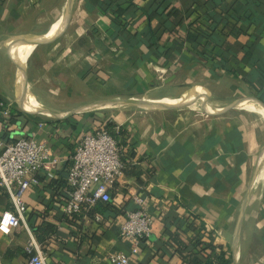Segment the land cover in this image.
<instances>
[{"label": "crops", "instance_id": "obj_1", "mask_svg": "<svg viewBox=\"0 0 264 264\" xmlns=\"http://www.w3.org/2000/svg\"><path fill=\"white\" fill-rule=\"evenodd\" d=\"M69 2L0 0V98L22 116L9 140L33 136L63 161L25 192L27 228L0 233V264H28L31 239L46 264H181L163 243L184 221L230 264H264V0H73L66 22ZM220 15L212 42L186 41ZM109 124L125 133L112 211L68 222L51 180L66 181L79 141ZM136 196L152 224L133 256L119 229ZM46 220L61 223L40 244Z\"/></svg>", "mask_w": 264, "mask_h": 264}, {"label": "built area", "instance_id": "obj_2", "mask_svg": "<svg viewBox=\"0 0 264 264\" xmlns=\"http://www.w3.org/2000/svg\"><path fill=\"white\" fill-rule=\"evenodd\" d=\"M0 107L1 116L8 119L11 116L9 107L3 102H0ZM62 163L61 159L54 157L47 144L38 143L33 136L0 140V188L8 193L13 207V211H6L0 217V233L9 235L21 224L26 226L25 192L39 184L38 175L42 170H47L48 176L53 177V170ZM65 163L70 191L62 212L67 217H79L96 203L110 201L114 184L124 169L121 147L105 128L83 136ZM134 203L137 209L126 214L119 229V236L130 243L133 256L149 238L152 224L142 199L136 196ZM95 221L99 223L101 218L95 216ZM27 252L30 254L28 264H46L44 254L33 239ZM109 261L111 264H131L130 257L125 254H111Z\"/></svg>", "mask_w": 264, "mask_h": 264}, {"label": "trees", "instance_id": "obj_3", "mask_svg": "<svg viewBox=\"0 0 264 264\" xmlns=\"http://www.w3.org/2000/svg\"><path fill=\"white\" fill-rule=\"evenodd\" d=\"M205 18L207 20H212V17L210 16H205ZM221 19L222 15H220L218 19L212 20L214 22V27L207 29L203 28L199 24L192 25L190 30L187 31V35L185 36L186 41H191L195 45L200 46L207 45L209 41L212 42V38L215 36L216 29L221 22ZM0 102H4L2 98H0ZM19 117L22 116H20V114H11L8 119H3V117L1 116L0 107V123L5 127L2 134L0 135V140L10 141L9 137L11 136L12 132L9 129L7 130V127L16 125ZM107 130L117 141L118 145H121L122 137L125 134L122 128H116L109 124ZM50 185H52L57 197L63 198L64 202L68 200V193L70 191V188L67 186L65 179H53L51 180ZM112 208L113 207L111 205V199L106 203L98 202L83 216L86 215L87 217L94 219L95 215L103 216L104 214L112 211ZM63 219H66L68 222H72L70 220H75L76 217L64 216ZM57 223H61L60 220H57ZM57 223L56 221L53 222L51 220H46L35 226L33 228V231L37 242L43 244L47 240H53V237L56 235L57 231ZM182 226L185 227V230L183 232L177 231L174 233H170L167 228L166 233L168 240L163 243L164 247L173 248V255L179 256V258L181 259V264H230V260L229 258H227L226 253L222 250V248L214 246L211 240L208 241V238L203 236V234L201 233L202 229L198 228L194 221H184ZM180 228L178 230H180ZM187 232H190L192 234V238L189 243L184 242L181 239L180 235V233ZM145 241L146 240H144L143 244L145 243Z\"/></svg>", "mask_w": 264, "mask_h": 264}, {"label": "water", "instance_id": "obj_4", "mask_svg": "<svg viewBox=\"0 0 264 264\" xmlns=\"http://www.w3.org/2000/svg\"><path fill=\"white\" fill-rule=\"evenodd\" d=\"M72 2H73V0H70V2H69V6H68V10H67L66 22L69 21V19L71 17V14H72V10H71Z\"/></svg>", "mask_w": 264, "mask_h": 264}, {"label": "rangeland", "instance_id": "obj_5", "mask_svg": "<svg viewBox=\"0 0 264 264\" xmlns=\"http://www.w3.org/2000/svg\"><path fill=\"white\" fill-rule=\"evenodd\" d=\"M56 28H57V26L54 27V29H56Z\"/></svg>", "mask_w": 264, "mask_h": 264}, {"label": "bare ground", "instance_id": "obj_6", "mask_svg": "<svg viewBox=\"0 0 264 264\" xmlns=\"http://www.w3.org/2000/svg\"><path fill=\"white\" fill-rule=\"evenodd\" d=\"M79 2V1H78ZM183 104V103H182ZM188 104V103H187ZM190 105V104H189ZM192 106V105H191ZM194 107V106H193Z\"/></svg>", "mask_w": 264, "mask_h": 264}]
</instances>
